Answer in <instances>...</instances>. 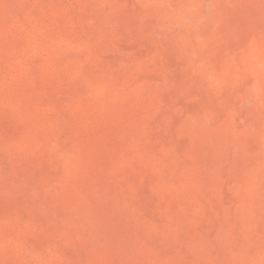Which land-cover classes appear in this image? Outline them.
I'll return each mask as SVG.
<instances>
[{
  "label": "rangeland",
  "instance_id": "1",
  "mask_svg": "<svg viewBox=\"0 0 264 264\" xmlns=\"http://www.w3.org/2000/svg\"><path fill=\"white\" fill-rule=\"evenodd\" d=\"M0 264H264V0H0Z\"/></svg>",
  "mask_w": 264,
  "mask_h": 264
}]
</instances>
